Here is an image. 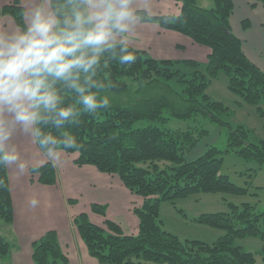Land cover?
Here are the masks:
<instances>
[{
  "label": "trees",
  "instance_id": "1",
  "mask_svg": "<svg viewBox=\"0 0 264 264\" xmlns=\"http://www.w3.org/2000/svg\"><path fill=\"white\" fill-rule=\"evenodd\" d=\"M173 1L179 4L178 14L150 15L138 9L135 16L208 47L206 62L157 59L123 41H109L113 46L99 54L93 68L78 70V83L86 92L68 88L67 81H55L53 88L61 96L57 108L71 107L72 114L61 120L57 113L40 111L34 122L36 140L45 152H77L75 165L89 164L101 173L115 175L126 189L142 197V204L132 209L138 218L136 234L126 235L118 224L108 220L104 204L91 203L90 209L104 218L105 228L92 223L84 212L72 218L89 254L99 264H255L256 254L234 241L247 236L259 238L262 246L257 253L264 260V210L256 212L251 204L244 203L241 207L231 205L229 212L202 214L199 222L225 231L213 243L181 240L164 229L159 219V205L164 200L174 203L176 198L194 193L247 191L220 172L223 157L218 147L208 145L196 158L186 159L187 153L209 134L198 121L225 125L224 151L264 165V139H252L248 128L222 119L229 107L206 92L222 71L229 91L264 116V72L248 60L241 39L230 28L232 0H212L211 7L201 6L197 0ZM257 2L264 5V0ZM62 3L49 0L52 13L61 20L62 12L68 11L65 7L57 12ZM0 15L11 16L21 30L26 27L20 0L4 4ZM128 54L134 59L121 60ZM88 92L95 96V108L79 100ZM194 117L195 124L185 130L165 126L170 118ZM143 119L149 124L134 126ZM3 153L0 148V155ZM30 172L38 174L40 183L57 182L52 161L32 167ZM0 219L8 224L13 220L6 159H0ZM10 249L9 242L0 236V254ZM32 262L67 264L55 230H47L32 243Z\"/></svg>",
  "mask_w": 264,
  "mask_h": 264
},
{
  "label": "crops",
  "instance_id": "2",
  "mask_svg": "<svg viewBox=\"0 0 264 264\" xmlns=\"http://www.w3.org/2000/svg\"><path fill=\"white\" fill-rule=\"evenodd\" d=\"M13 0H0V9ZM138 7L150 15L179 12V4L173 0H136ZM24 7V19L28 20L37 7L45 14H51L49 0H20ZM141 3V4H140ZM256 3V2H254ZM123 33L110 41H123L134 48L143 49L157 59H193L206 62L209 48L201 46L189 37L173 30L162 29L155 23L141 22L132 11L125 21ZM13 18L0 15V31L11 34L16 28ZM246 47L253 42L254 33L232 30ZM182 47V51L180 49ZM0 133L4 139L0 148L4 153L14 154L15 159H6L10 193L13 203V220L0 223V236L10 244V252L0 254V264H33L32 243L47 230L57 233L58 241L67 264H99L91 256L79 236L72 218L80 212L87 214L95 225L105 228L104 218L91 211V203L106 205V218L118 224L126 235L136 234L138 218L133 207L142 204V197L131 193L117 176L99 172L93 165L74 164L78 153H67L62 149L43 151L39 146L34 123L15 121L13 114L0 112ZM52 161L56 168L57 182L43 184L38 174L32 175L30 169ZM69 200H75L71 203ZM35 201V204L32 203Z\"/></svg>",
  "mask_w": 264,
  "mask_h": 264
},
{
  "label": "clouds",
  "instance_id": "3",
  "mask_svg": "<svg viewBox=\"0 0 264 264\" xmlns=\"http://www.w3.org/2000/svg\"><path fill=\"white\" fill-rule=\"evenodd\" d=\"M128 2L63 0L57 9L68 8L62 12V20L37 7L23 30L17 25L11 34L0 31V112L7 111L25 124L36 122L40 111L57 113L61 120L68 118L72 108H57L61 96L53 84L59 79L67 81L70 89L87 91L78 83V70L93 68L99 54L113 46L110 39L124 32L130 16ZM124 59L134 57L128 54L121 57ZM79 100L97 106L91 92ZM3 139L0 133V141ZM0 159H15V155L3 153Z\"/></svg>",
  "mask_w": 264,
  "mask_h": 264
},
{
  "label": "rangeland",
  "instance_id": "4",
  "mask_svg": "<svg viewBox=\"0 0 264 264\" xmlns=\"http://www.w3.org/2000/svg\"><path fill=\"white\" fill-rule=\"evenodd\" d=\"M141 2V0H139ZM203 7H211L212 0H197ZM256 2V3H254ZM136 0H129L128 8L130 12L136 13L140 9ZM141 4V3H140ZM230 28L234 31H243L249 35L254 33V39L245 49L248 60L255 64L264 72V5L257 0H232V13L229 18ZM233 32V31H232ZM233 34L238 37L234 32ZM239 38V37H238ZM182 47L178 48L182 51ZM185 48V47H184ZM150 54V53H149ZM200 63H204L199 61ZM206 92L214 99L223 102L228 106L226 113L220 117L229 121L233 126L241 124L250 130L252 139H264V116H259L255 107L245 104L237 95L227 88V78L220 71L217 77L211 81ZM241 102L242 104H238ZM196 117L192 120H180L170 118L166 127L172 129L185 130L188 126L194 125ZM203 125L209 130V134L202 139L186 155L187 160L199 156L209 145H214L222 150L223 164L221 171L228 175L229 179L236 185L247 187L245 194H234L228 192L217 193H194L186 197L176 198L174 203L161 201L159 205V219L162 226L167 231L175 234L181 240H199L213 243L224 234V230L203 222L197 218L202 214L214 212H229L231 205L241 207L244 203L251 204L256 212L264 210V165L253 159H244L236 153L225 152L227 141V128L218 122L213 123L204 120ZM149 124L148 120H139L134 123L135 127H143ZM2 231L8 227L0 219ZM235 244L241 246L245 251L256 254L255 264H264L261 254L257 252L262 246V242L257 237L247 236L236 238Z\"/></svg>",
  "mask_w": 264,
  "mask_h": 264
}]
</instances>
